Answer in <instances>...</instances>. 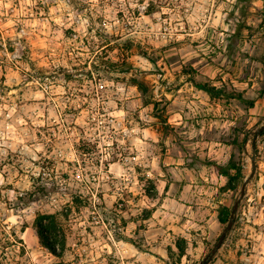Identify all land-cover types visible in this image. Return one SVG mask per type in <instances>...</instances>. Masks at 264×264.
I'll use <instances>...</instances> for the list:
<instances>
[{
  "label": "rangeland",
  "instance_id": "obj_1",
  "mask_svg": "<svg viewBox=\"0 0 264 264\" xmlns=\"http://www.w3.org/2000/svg\"><path fill=\"white\" fill-rule=\"evenodd\" d=\"M263 125L264 0H0V264H202L253 170L207 264H264ZM38 176L56 191L21 208Z\"/></svg>",
  "mask_w": 264,
  "mask_h": 264
},
{
  "label": "trees",
  "instance_id": "obj_2",
  "mask_svg": "<svg viewBox=\"0 0 264 264\" xmlns=\"http://www.w3.org/2000/svg\"><path fill=\"white\" fill-rule=\"evenodd\" d=\"M147 13H152L154 10L152 9L151 4L147 6ZM134 85L143 93L148 89L146 84L137 78H133ZM194 85L201 90L206 91L211 97L216 96H226L229 98H236L242 102H247L251 107L255 105L256 98H246L242 92H227L224 87H217L210 83H201L193 81ZM153 100H149V103H154L156 107L157 102H151ZM253 146L256 149V142H253ZM217 168L219 174L227 177L228 181L226 184L227 189H234L236 188L235 183L241 177L242 168L234 163L233 160H230L228 166H222L218 163H213ZM230 170H234L235 173L233 174ZM47 176H38L37 178L33 179V188L27 192H24L18 196V200L20 201L21 208H25L27 206L32 205L36 201H40V199L44 197H48L52 195L57 188V182H51V180ZM168 187V186H167ZM153 190L156 191V188L153 187ZM74 205H77V200H72ZM78 207V206H77ZM232 208L227 206H222L221 211L219 212V220L223 224H228L231 219V212ZM235 220V218H234ZM34 227L37 230V234L39 237V241L43 247L48 249L52 254L55 256H62L65 245H66V237L65 234H61L60 232V223L58 219V215L56 213H42L37 212L36 218L34 221ZM11 238L8 237V241ZM22 247L24 248V242L21 238H19ZM182 242H177V247L179 249V257L186 255V244L187 240L182 239ZM210 259V257H209Z\"/></svg>",
  "mask_w": 264,
  "mask_h": 264
},
{
  "label": "water",
  "instance_id": "obj_3",
  "mask_svg": "<svg viewBox=\"0 0 264 264\" xmlns=\"http://www.w3.org/2000/svg\"><path fill=\"white\" fill-rule=\"evenodd\" d=\"M263 130H264V125L261 126L260 128H258L257 131H263ZM254 173H255V171L253 170L251 175L244 180L243 185H242L241 190H240V196H239V198H237V200L234 203V206H233V209L231 212V219H230L229 223L227 224V226L223 229L222 233L220 234L215 246L212 248L209 255L203 260L202 264H207L209 261V257H212L214 254H216L218 249L222 246L228 231L232 229L233 224H234V218H235L236 212L239 208V204H240V202H241V200L244 197L245 192H246V186L249 183L252 176L254 175Z\"/></svg>",
  "mask_w": 264,
  "mask_h": 264
},
{
  "label": "crops",
  "instance_id": "obj_4",
  "mask_svg": "<svg viewBox=\"0 0 264 264\" xmlns=\"http://www.w3.org/2000/svg\"><path fill=\"white\" fill-rule=\"evenodd\" d=\"M188 252H190V248L187 249ZM221 251V250H220ZM219 254H217L218 256ZM138 257H146L145 253L142 251H139ZM165 257L164 254H162V258ZM215 264H227L223 257H221V262L217 261Z\"/></svg>",
  "mask_w": 264,
  "mask_h": 264
}]
</instances>
